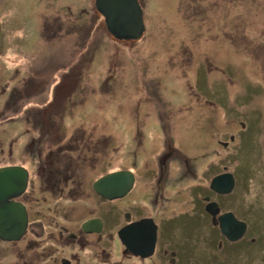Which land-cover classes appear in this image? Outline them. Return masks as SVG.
<instances>
[{
	"label": "rangeland",
	"instance_id": "1",
	"mask_svg": "<svg viewBox=\"0 0 264 264\" xmlns=\"http://www.w3.org/2000/svg\"><path fill=\"white\" fill-rule=\"evenodd\" d=\"M139 1L145 30L133 40L110 34L94 0H11L0 8V166L22 164L34 176L31 135L54 151L62 143L83 147L54 156L56 166L73 165L85 182L46 196L50 206L61 205L64 192L88 193L87 178L137 169L133 162L141 158L133 157L128 137L162 132L160 123L165 132H177L190 155L202 150L206 132L224 113H233L234 121L214 132L264 135V0ZM263 135L256 137L261 152L241 148V160L256 162L243 172L255 179L246 181L239 203L264 195ZM218 155L229 171L237 167L236 152ZM192 205L183 191L179 209ZM180 212L177 224L183 225L192 216ZM190 214H197L195 224L212 225L199 206ZM249 221L253 235H262L236 251L248 264H264V201ZM209 231L210 240L223 241L213 227ZM192 234L205 241V233Z\"/></svg>",
	"mask_w": 264,
	"mask_h": 264
},
{
	"label": "flooded vegetation",
	"instance_id": "2",
	"mask_svg": "<svg viewBox=\"0 0 264 264\" xmlns=\"http://www.w3.org/2000/svg\"><path fill=\"white\" fill-rule=\"evenodd\" d=\"M10 2L0 0V8ZM206 102L210 103L207 99ZM233 116V113H224L221 118L216 117L211 132H206V144L191 155L179 146L177 132H165L164 123H160L162 132H133L128 137L133 157L139 153L141 159L133 162L137 169L123 168L134 174L132 186L125 194L106 198L94 190L96 179L87 178L89 192L80 194L84 199L78 198L77 193L64 192L61 199L64 202L53 206L46 203V196L62 192L69 184L85 182V178L75 175L78 170L73 165L62 161L61 167L56 166L58 161H54V156L66 157L74 149L78 152L83 147L62 143L54 145L57 147L54 151L52 146L42 144L43 139L31 135L35 175L25 166L29 173L27 185L15 198L26 210L27 223L17 239L0 238V264H248L247 258L236 249L241 245H255L260 239L262 234L253 235L255 228L249 218L259 201H264V195L249 204L239 203L240 199L245 201L246 181L254 178L243 172L251 170L256 162L249 161L248 156L241 160L239 154L246 146L250 153L261 152L256 137L263 132H214V127L223 130L230 125ZM212 121L210 115L211 124ZM228 150L236 152L238 160L232 171L222 164L224 160L218 155ZM151 151L153 154L148 155ZM224 172L233 175L232 187L230 191L218 192L215 188L226 187L224 180L216 183L215 188L211 184L216 175ZM32 186L40 192L29 191ZM239 186L242 192L235 193ZM183 191L193 205L179 209ZM211 202H216L218 207L212 209ZM236 205L248 213L245 218L237 214ZM196 206L212 225L195 224L197 214L190 212ZM216 208L218 212L213 211ZM181 210L185 217L192 216L183 225L177 224ZM224 212H231L246 224L241 238L230 241L221 233L218 216ZM45 223L50 227L46 234ZM212 227L223 241L210 240ZM196 229L206 234L204 242L195 240L198 235L192 233H197Z\"/></svg>",
	"mask_w": 264,
	"mask_h": 264
},
{
	"label": "water",
	"instance_id": "3",
	"mask_svg": "<svg viewBox=\"0 0 264 264\" xmlns=\"http://www.w3.org/2000/svg\"><path fill=\"white\" fill-rule=\"evenodd\" d=\"M95 8L104 17L107 30L118 39L133 40L142 36L145 25L143 9L139 0H94ZM28 169L23 165L12 164L0 166V238L14 240L21 236L27 215L24 206L14 200L26 188ZM134 174L128 169L107 172L99 176L93 183L94 190L106 198L112 195H123L132 186ZM224 180L223 190L215 188V184ZM233 175L224 172L213 178L211 186L218 192L231 190ZM116 192H115V191ZM214 209L216 202L209 203ZM218 212L217 208L213 210ZM220 231L225 237L234 241L244 235L246 224L237 220L231 212H224L218 216ZM141 223L143 222L140 221ZM136 222L134 224H139Z\"/></svg>",
	"mask_w": 264,
	"mask_h": 264
},
{
	"label": "bare ground",
	"instance_id": "4",
	"mask_svg": "<svg viewBox=\"0 0 264 264\" xmlns=\"http://www.w3.org/2000/svg\"><path fill=\"white\" fill-rule=\"evenodd\" d=\"M20 195H18V196H16V197H14V200H15V198H17V197H19ZM16 201V200H15Z\"/></svg>",
	"mask_w": 264,
	"mask_h": 264
},
{
	"label": "trees",
	"instance_id": "5",
	"mask_svg": "<svg viewBox=\"0 0 264 264\" xmlns=\"http://www.w3.org/2000/svg\"><path fill=\"white\" fill-rule=\"evenodd\" d=\"M45 125H46V123H45Z\"/></svg>",
	"mask_w": 264,
	"mask_h": 264
}]
</instances>
